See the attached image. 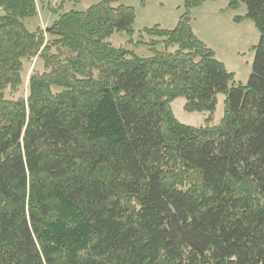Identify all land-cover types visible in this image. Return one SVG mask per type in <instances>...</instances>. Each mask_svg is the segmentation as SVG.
Segmentation results:
<instances>
[{"label":"trees","instance_id":"1","mask_svg":"<svg viewBox=\"0 0 264 264\" xmlns=\"http://www.w3.org/2000/svg\"><path fill=\"white\" fill-rule=\"evenodd\" d=\"M203 1L144 29L140 57L110 42L135 32L122 0L45 32L36 0H0V264H264V0L229 1L261 35L232 86L193 30ZM177 98L206 123H180Z\"/></svg>","mask_w":264,"mask_h":264},{"label":"rangeland","instance_id":"2","mask_svg":"<svg viewBox=\"0 0 264 264\" xmlns=\"http://www.w3.org/2000/svg\"><path fill=\"white\" fill-rule=\"evenodd\" d=\"M101 0H36L38 16L28 20L31 30L46 31L51 22L63 11H83ZM230 0H204L191 10L192 26L196 35L209 47L228 72L233 74L232 85H246L253 71L256 57L255 47L260 43V31L254 22L246 18V6L238 10L229 8ZM124 5L132 6L136 12L134 34L115 33L110 42L125 48L140 57H149L153 52L147 44L150 37L143 31L159 26L162 29L176 28L180 17L186 12V0H122ZM55 10L58 14L55 13ZM27 80L22 93L27 95V82L36 65V59L27 60ZM225 95L218 96V104L213 124H219L224 116ZM185 98L171 102L177 120L188 126H201L209 118V112H188L184 109Z\"/></svg>","mask_w":264,"mask_h":264}]
</instances>
